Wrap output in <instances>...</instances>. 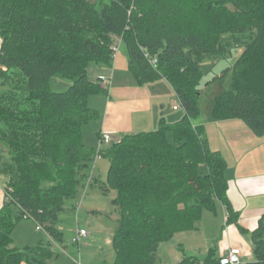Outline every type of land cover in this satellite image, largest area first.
Here are the masks:
<instances>
[{
	"label": "trees",
	"instance_id": "trees-1",
	"mask_svg": "<svg viewBox=\"0 0 264 264\" xmlns=\"http://www.w3.org/2000/svg\"><path fill=\"white\" fill-rule=\"evenodd\" d=\"M0 40V145L9 154L0 176L13 189L0 211V264H47L53 256L44 246L10 247L24 215L63 241L59 215L78 199V173L98 152L82 143L83 127L100 119L89 99L108 95L87 68H111L117 41L136 84L164 80L183 116L173 123L161 118L156 130L123 135L99 151L109 160L107 188L119 209L113 264H158L159 245L193 230L217 204L227 224L246 234L227 199V163L193 121L204 60L242 48L230 88L214 99L210 116L240 120L264 137V0H0ZM57 76L70 81L63 92L51 89ZM250 241L247 264H264V215ZM177 264H220V257L212 247L203 260L186 256Z\"/></svg>",
	"mask_w": 264,
	"mask_h": 264
},
{
	"label": "crops",
	"instance_id": "crops-1",
	"mask_svg": "<svg viewBox=\"0 0 264 264\" xmlns=\"http://www.w3.org/2000/svg\"><path fill=\"white\" fill-rule=\"evenodd\" d=\"M87 77L92 82H97L101 77L112 81L111 86L107 87L109 96H106L107 100L103 105L104 107L96 108L100 113V119L91 124V129L96 134L97 142H99V135L102 132L121 136L149 132L153 127L157 126L161 118L173 123L182 117L183 111L172 88L164 80L138 86L128 73L126 56L121 53L116 54L111 68L90 64L87 68ZM113 92L115 93L114 98L111 96ZM173 107H176V109H173ZM101 112H103L102 118ZM193 125L203 127L207 145L210 144H208L210 140L212 143L214 141L220 143L219 140L221 138H214V133L216 132L221 133L219 134L221 137H228L231 144L229 156L224 158L223 150L220 147L216 149L211 148L210 145L208 147L212 151H218L227 163L225 172L227 199L233 211L238 213L239 227L246 231V234H241L235 225L227 224L228 213L225 207L217 204L216 211L220 208L223 213L224 227L214 247L217 248L220 258L226 255L230 249L239 248L241 251L240 260L244 264L251 263L253 261L251 260L252 244L250 233L258 227L259 220L264 215V146H258L259 141H257L264 137H253L255 139H252L247 131L241 127L242 125H240L238 120H214L212 122L205 117L201 120L199 116L198 119L193 121ZM85 126L83 127L82 143L87 147H94V141L89 142L85 132L88 124ZM237 126L244 131L243 136L246 137L243 139L236 138L233 133L234 127ZM208 130L211 131V136L206 134ZM171 137V133H168L167 138L170 140ZM92 169L93 172L90 169L88 171L93 176L92 182L94 180V184L97 185L94 167ZM4 188L5 178L0 176V211L5 204ZM90 188L87 190H90ZM100 188L107 191L104 187ZM83 192L79 196L83 195ZM78 200L79 197L73 206L65 207L63 212L72 210L75 213V217H77L79 210V207L77 209ZM213 214L215 215L216 212ZM31 222L30 220L22 219L16 223L12 232L11 248L47 247L53 252V256L47 261V264H72L74 261H80L81 264H92L90 260L86 259L85 255L81 254L80 250L74 253L64 245L59 246V243L54 242L44 230L37 232L32 225L33 222ZM75 226L76 228L73 232L75 236L76 229L79 228L88 232L87 238L83 241L94 239L89 229L79 226L77 222ZM56 228L62 233L59 225H56ZM39 232L44 233L43 238L39 235ZM21 264L27 263L23 262ZM94 264L106 263L99 260Z\"/></svg>",
	"mask_w": 264,
	"mask_h": 264
},
{
	"label": "rangeland",
	"instance_id": "rangeland-1",
	"mask_svg": "<svg viewBox=\"0 0 264 264\" xmlns=\"http://www.w3.org/2000/svg\"><path fill=\"white\" fill-rule=\"evenodd\" d=\"M86 1L90 3L94 2V0ZM242 52V48H233L227 59H206L202 63L201 68L203 71V79L200 85L199 99L201 120L205 117L208 121H214L210 116L213 101L220 93L230 88L231 73L233 72L234 64L240 58ZM118 53L125 55L121 48H119ZM2 70L5 71L4 68H2ZM69 84L70 81L62 80L57 76L51 80L50 86L54 92H63L68 88ZM110 84H112V81H110L108 87L111 86ZM2 91L3 88L0 86V92ZM111 96L114 98L115 93L113 92ZM106 100L107 97L105 95L93 96L89 100V105L94 109L100 108V106L105 104ZM102 116L103 112H101V118ZM238 122L242 125L241 127L247 131L250 137L255 139L253 138L255 136L245 126V124L240 120H238ZM93 123L88 124L87 128H85V132L87 134L88 141L91 142L93 140V148L97 150V137L91 129V124ZM156 128L157 126L153 127L151 131L156 130ZM233 133L238 139L246 137L243 136L244 131L238 126L234 127ZM206 134L211 136V131L208 130ZM219 134L221 133H214V138H221L219 140L220 143L217 141L212 143L210 140L208 141V144L210 143L209 145L211 148H222L224 153L223 156L225 158V156H229L231 144L228 137H221ZM257 141H259L258 146H264V138ZM8 159L9 154L7 150L0 145V163L7 161ZM109 165V160L101 156L99 158H94L90 163L89 169L93 172L92 167H94L97 185L94 184V180L92 182L93 176L88 171V168L86 170L82 169L81 172L78 173L82 175L87 172L86 175L84 174L83 178L78 175V178L83 180V187L80 194L84 191V194L82 193L83 195L79 196L78 200V216L75 217V213L72 210L70 212L64 211L59 215V221L57 223V225H59L62 229L63 235V241L62 243H59V246L64 245L74 253H76L77 250H80L81 254L83 256L85 255L86 259L90 260L92 264L98 262L99 260L104 261L106 264H113L116 259V254L112 247V238L119 219V209L114 207L113 210L112 201L116 197V193L115 191L107 188ZM201 171L205 172L206 169L204 168ZM91 185L92 187L90 188ZM100 187L106 188L107 191L102 190ZM88 188H90V190H87ZM10 191L13 192V189L10 188ZM69 205L73 206V204H68L65 207H68ZM93 212L95 213L93 214ZM76 222L79 226L89 229L91 236L94 239H88L85 241L80 240L77 245H74L72 240L75 239V234L73 232L76 228ZM32 225L35 227V224L32 223ZM223 227V213L220 208H218L215 215L205 211L201 220L195 224L193 230L177 233L172 240L159 245L155 253L158 264H177L185 256H194L203 260L208 249L216 246V240L222 232ZM39 233V235L43 238L44 233ZM251 260L253 261V255Z\"/></svg>",
	"mask_w": 264,
	"mask_h": 264
},
{
	"label": "built area",
	"instance_id": "built-area-1",
	"mask_svg": "<svg viewBox=\"0 0 264 264\" xmlns=\"http://www.w3.org/2000/svg\"><path fill=\"white\" fill-rule=\"evenodd\" d=\"M112 52H113V59L116 56V54L118 53L119 50V41L116 42L115 45L112 46L111 48ZM152 64L155 63V61L151 62ZM99 82L100 84L107 88L109 83H110V79H106L104 77L99 78ZM173 109H176V107H173ZM122 140V136L121 135H113L111 133H107V132H102L99 136V142H98V152L97 155L95 156V158H99V151L101 150V148L103 147H107L109 145L112 144H118L120 143ZM10 189H7L6 187L4 188V195H5V200L10 201L11 200V196H10ZM19 210V208H18ZM22 219L24 220H30L35 224V228L37 231H42L43 228L41 225H39L37 222H35L33 220V218H31L28 215H24L22 217ZM88 236V232L86 230L83 229H76V236L75 239L72 241V243L78 244V242L80 240H84L86 239ZM240 256H241V251L239 248H232L228 251V253L226 255H224L223 257L220 258V264H244L241 260H240ZM72 264H81L80 261H74Z\"/></svg>",
	"mask_w": 264,
	"mask_h": 264
},
{
	"label": "water",
	"instance_id": "water-1",
	"mask_svg": "<svg viewBox=\"0 0 264 264\" xmlns=\"http://www.w3.org/2000/svg\"><path fill=\"white\" fill-rule=\"evenodd\" d=\"M2 41L0 40V49H1Z\"/></svg>",
	"mask_w": 264,
	"mask_h": 264
}]
</instances>
